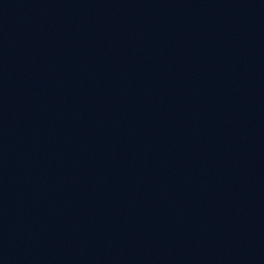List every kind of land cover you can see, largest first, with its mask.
Listing matches in <instances>:
<instances>
[{
    "label": "water",
    "instance_id": "obj_1",
    "mask_svg": "<svg viewBox=\"0 0 264 264\" xmlns=\"http://www.w3.org/2000/svg\"><path fill=\"white\" fill-rule=\"evenodd\" d=\"M0 264H264V0H0Z\"/></svg>",
    "mask_w": 264,
    "mask_h": 264
}]
</instances>
